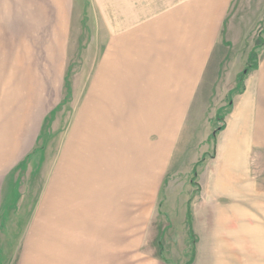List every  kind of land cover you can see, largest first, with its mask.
<instances>
[{
  "label": "crops",
  "instance_id": "0c3cea01",
  "mask_svg": "<svg viewBox=\"0 0 264 264\" xmlns=\"http://www.w3.org/2000/svg\"><path fill=\"white\" fill-rule=\"evenodd\" d=\"M233 1L0 0V264H160L133 262L142 243L133 247L130 202L118 199H131L132 183L120 173L132 160L141 179L164 173L197 96L231 95L247 66L214 155L225 173L264 150V43L228 25ZM69 96L75 113L62 126L56 112ZM254 188L223 217L243 222L236 240L249 257L240 250L239 264H264ZM195 209L188 201L189 264Z\"/></svg>",
  "mask_w": 264,
  "mask_h": 264
},
{
  "label": "rangeland",
  "instance_id": "374dc122",
  "mask_svg": "<svg viewBox=\"0 0 264 264\" xmlns=\"http://www.w3.org/2000/svg\"><path fill=\"white\" fill-rule=\"evenodd\" d=\"M84 15L85 23L90 24L89 1L88 3L84 1ZM228 21V25L230 22L235 24L237 21L239 22L238 26H243L244 41L247 38L250 39L248 44L264 43L262 41L264 40V31L259 33L264 28V0H234L229 11ZM84 35L85 39L89 40L90 31L87 28L81 33V36ZM262 46H259L257 52L262 50L260 49ZM247 49L251 51L252 48L248 47ZM238 83L231 95L222 93L210 96L205 94L204 97L197 96L196 106H193L185 117L173 157L165 159L167 162L164 173L158 174V176L150 175L142 180L139 173L132 172L136 167L133 160L132 167L130 166L128 169L129 171L131 169V172L127 175L125 172L120 173V180L127 178V180L131 179L132 183L131 199L127 190H120L118 199L121 202L125 201L126 205L127 202H130L133 218L132 229L133 232L136 231L138 242V245L133 244V247H138L140 241L142 243L139 255H135L133 252V262L143 261L146 256L147 261L149 259L148 262L152 263L189 264L191 262L193 244L192 240L191 244L188 241L184 217L187 203L192 200L194 209L196 208L195 212H197V217L193 222L194 240L196 241V245H194L197 248V255L193 264L242 263L237 260L240 257V250L243 249L244 258L249 257V254L246 255V244L240 239L236 240L243 222L233 224L230 223V220L225 221L224 212L227 210L228 213H231V208L239 209L237 204L240 202L242 193L251 194V184L255 188L257 187V189L254 188L253 197L255 198V193L259 195L260 231L264 240V150L253 149L249 162L245 163V168L241 165L237 169L232 168L233 170L225 173H221V170L227 160L223 155H214L216 149L214 136L219 133L217 127L220 125L221 119L224 120L230 111L229 103L234 101L238 87L240 88ZM68 102V107L61 108L56 112L62 126L66 122L70 123L74 117V96H69ZM219 114H222L221 119H217ZM64 129V127L58 128V134ZM50 145L52 154L55 153V156L59 144L52 142ZM210 155L214 157L211 159ZM139 159L144 162L141 158ZM30 163L33 164L31 160ZM225 169H227V165L223 167V171ZM143 182L147 183L146 190H142L141 185H138ZM243 185L247 187V190L244 191L243 188L241 190ZM120 209L123 210V203ZM249 209H254V215L257 214L255 207ZM143 234L144 238L141 239ZM251 236L248 247L255 249L256 247L253 246L257 245L256 240L255 238L252 240ZM159 243L163 247L164 260L157 254ZM262 244L264 247V243ZM141 257L142 259H140ZM249 262L251 261L245 264Z\"/></svg>",
  "mask_w": 264,
  "mask_h": 264
},
{
  "label": "trees",
  "instance_id": "16d2710c",
  "mask_svg": "<svg viewBox=\"0 0 264 264\" xmlns=\"http://www.w3.org/2000/svg\"><path fill=\"white\" fill-rule=\"evenodd\" d=\"M249 68H250V66H247V67L245 68V72H243V73L241 74L240 78L238 79V82H239L238 84H239V86L241 85L242 79H243V77L245 76V74H246V72L248 71ZM221 116H222V114L217 115V119H221Z\"/></svg>",
  "mask_w": 264,
  "mask_h": 264
}]
</instances>
